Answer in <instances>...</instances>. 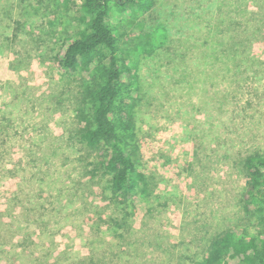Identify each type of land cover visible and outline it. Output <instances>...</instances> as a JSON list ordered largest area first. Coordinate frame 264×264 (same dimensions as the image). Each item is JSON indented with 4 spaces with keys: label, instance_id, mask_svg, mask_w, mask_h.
<instances>
[{
    "label": "rangeland",
    "instance_id": "1",
    "mask_svg": "<svg viewBox=\"0 0 264 264\" xmlns=\"http://www.w3.org/2000/svg\"><path fill=\"white\" fill-rule=\"evenodd\" d=\"M153 1L111 21L148 177L124 207L79 136L85 76L55 60L83 0H0V264H193L216 234L255 233L242 200L244 158L264 155V0Z\"/></svg>",
    "mask_w": 264,
    "mask_h": 264
},
{
    "label": "trees",
    "instance_id": "2",
    "mask_svg": "<svg viewBox=\"0 0 264 264\" xmlns=\"http://www.w3.org/2000/svg\"><path fill=\"white\" fill-rule=\"evenodd\" d=\"M153 4V0H83L77 18L80 26L67 34L55 57L69 77L85 76L83 106L78 110L79 136L97 155L95 170L110 178L113 201L124 207L134 205L148 186V177L138 169L134 145L139 78L129 57L132 50L123 48L122 19L116 25L111 21L115 13L149 11ZM141 39L143 51L153 53L165 44L166 34L157 30ZM244 169L243 211L257 220L255 233L233 228L216 234L193 264H264V155L244 158Z\"/></svg>",
    "mask_w": 264,
    "mask_h": 264
}]
</instances>
